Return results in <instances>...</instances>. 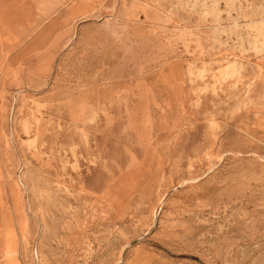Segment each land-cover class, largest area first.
<instances>
[{"label": "rangeland", "instance_id": "rangeland-1", "mask_svg": "<svg viewBox=\"0 0 264 264\" xmlns=\"http://www.w3.org/2000/svg\"><path fill=\"white\" fill-rule=\"evenodd\" d=\"M7 1L0 264H264V0Z\"/></svg>", "mask_w": 264, "mask_h": 264}, {"label": "crops", "instance_id": "crops-1", "mask_svg": "<svg viewBox=\"0 0 264 264\" xmlns=\"http://www.w3.org/2000/svg\"><path fill=\"white\" fill-rule=\"evenodd\" d=\"M8 0L5 3H8ZM56 5L52 6V2L49 1L48 7H60L64 4V0H55ZM6 21V22H5ZM18 21V19H17ZM19 30L14 28V17L9 18V16L0 17V70L3 68L2 57L6 54L9 57L16 58L19 53ZM6 51V53H5ZM151 260H146L147 264H152ZM156 264H189L185 262H177L175 260H157Z\"/></svg>", "mask_w": 264, "mask_h": 264}]
</instances>
